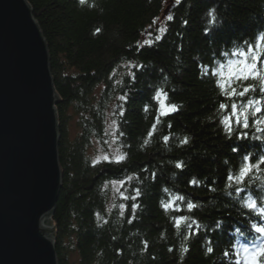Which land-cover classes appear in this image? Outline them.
<instances>
[{"label": "trees", "instance_id": "trees-1", "mask_svg": "<svg viewBox=\"0 0 264 264\" xmlns=\"http://www.w3.org/2000/svg\"><path fill=\"white\" fill-rule=\"evenodd\" d=\"M27 2L45 38L58 94V158L62 175L49 221L54 227L57 263L227 264L224 251L230 250L236 239L230 229L242 225L237 223L239 208L229 204L223 194L224 175L228 169L238 167V159L230 153L231 142L224 138L218 124L221 117L216 115L219 103L228 101L222 100L212 80L200 78L197 64L212 63L215 71L227 74L228 60L221 54L219 58L218 53L235 43L234 50L244 49L246 43L256 44L257 34L264 32V0H183L180 5L166 0ZM210 10L216 17L213 24L209 23ZM163 11L174 15L175 21L167 23L168 14ZM158 19L162 21L160 27H168L167 35L159 44L137 53L139 42L154 40L158 25L153 21ZM184 19L189 21L186 28L182 25ZM205 28L211 29L207 36L203 34ZM231 51L227 47V58L232 57ZM129 61L147 66L137 74L134 87L128 83V68L121 73L120 83L109 77L114 67ZM215 61L222 62L223 67ZM99 84L103 85L95 97L93 92ZM157 86L168 91L169 103L181 108L168 118L162 115L166 109H160L161 122L149 144L144 145L157 115V102L151 99ZM128 88L132 91L120 121L125 136L119 140L123 145L121 152L127 153L128 158L120 164L93 162L87 148L92 138L105 131L109 102L115 100V111L121 104L116 97ZM163 99L162 95L160 100ZM233 102L239 105L244 101L237 98ZM145 104L148 111L143 110ZM71 106L80 115V131L74 139H70L67 126ZM165 135L172 137L168 143L163 142ZM185 136L189 143L180 146L179 141ZM258 143L250 140L248 150L255 152ZM226 159L228 165L224 164ZM177 161L184 162L183 171L176 169ZM152 172L157 173L155 182ZM133 174L141 182L133 180L131 186L141 187L143 196L136 219L129 224L126 216L131 215L130 209L126 216H121L119 209L121 203L130 206L131 202L120 196L129 185L120 184L115 190L110 182ZM193 177L201 182L199 188L189 187L188 181ZM213 180L218 181L214 194L206 190ZM261 181L264 180L257 179V184ZM177 195L203 203L192 214L203 225L225 220L222 229L207 233L212 245L205 244L204 231L187 242L177 235L172 217L189 214L160 206L161 201L168 203ZM225 211H230L231 217ZM182 244L189 248L187 253ZM209 246L214 248L211 254L207 253ZM169 248L173 251L169 252Z\"/></svg>", "mask_w": 264, "mask_h": 264}, {"label": "water", "instance_id": "water-1", "mask_svg": "<svg viewBox=\"0 0 264 264\" xmlns=\"http://www.w3.org/2000/svg\"><path fill=\"white\" fill-rule=\"evenodd\" d=\"M58 94L27 0H0V264H58Z\"/></svg>", "mask_w": 264, "mask_h": 264}, {"label": "snow or ice", "instance_id": "snow-or-ice-1", "mask_svg": "<svg viewBox=\"0 0 264 264\" xmlns=\"http://www.w3.org/2000/svg\"><path fill=\"white\" fill-rule=\"evenodd\" d=\"M80 3L83 4L84 0H80ZM175 3L180 5L183 0H175ZM208 15L211 17L209 23L213 24L216 19L214 10H210ZM174 21V15L166 16L167 23ZM153 23L155 24L156 20ZM188 24L189 21L187 19L182 21V25L185 28ZM210 31V28H205L203 34L207 36ZM167 33L168 27H158L154 40L145 39L137 44V53L142 51L144 47H152L154 44H159ZM255 39V45L246 43L244 49L233 50L231 56L235 57V59L228 60L229 71L227 74L223 71H215L212 63L208 65L202 62L197 64L200 78L207 77L212 80L215 87L219 90L222 100L228 101V103H219L216 115L221 117L218 120V124L222 128L224 138L231 142L229 151L233 157L238 159V167L228 169L224 175L225 187L223 194L227 197L229 204L239 208L240 220L237 223L242 225V227L234 226L230 231H234L241 236L245 235V231L253 235L251 242L239 246L232 245L230 250L226 249L224 251L227 264H264V185L257 184V177L264 174V32L258 33ZM227 55V52L222 54V56ZM215 63H219L220 67H223L222 62L215 61ZM125 67L129 69L127 72L128 83L133 87L137 81V74L147 68L143 63H133L131 61L126 62ZM164 81L167 82V77H164ZM117 83L120 82L118 81ZM131 91L132 89L128 88L116 97L121 104L111 113L113 117H116L111 120L110 124L113 143L125 136V133L120 128V121L126 114V105ZM162 95L164 99L160 100ZM168 96L169 93L163 86L155 87L151 99L157 102V115L154 117L153 125L148 132V138L144 140V145L149 144L151 137L155 135L157 124L161 122L160 109H166L162 113L164 118L171 117L180 111L181 106L169 103ZM237 98L244 102L239 105L234 103L233 101ZM143 110L148 111V104L144 105ZM171 127L172 125L169 123L168 128L171 129ZM250 129L251 131H249ZM171 139L170 135H165L163 142L168 143ZM250 140L259 142L255 145L257 149L255 152L248 150V142ZM188 143V136L179 141L180 146ZM127 158V153H122L114 159L105 156L104 162L120 164L126 161ZM224 164L228 165L229 160H224ZM175 167L183 171L184 162L177 161ZM144 171H147V169H144ZM150 175L152 181L155 182L157 173L152 172ZM133 180L141 182L137 174L128 176L119 182L121 187L125 184L129 185L128 188H125L120 193V196L124 201L131 202L130 206L128 203L119 204L121 216H126L130 209L131 215L126 216L129 224L135 221L137 211L141 207L139 201L143 196L141 187L131 186ZM217 183L218 181L213 180L211 184L207 185L206 190L209 193H216L217 188L214 185ZM188 185L189 187L199 188L201 182L193 177L188 181ZM163 191L168 193L167 188H164ZM213 199H215V196H213ZM160 206L165 210L189 214L172 217V226L184 242L191 241L194 237H199L201 231H204L206 233L204 237L205 244L212 245V238L207 233L220 230L225 224V220L220 218L211 226L203 225L195 215H192L203 207V203L191 198L186 199L183 195L175 196L168 203L161 201ZM225 215L231 217L232 213L225 211ZM181 229L185 231H181ZM144 246L147 249V241H144ZM182 247L184 253L189 251L186 244H182ZM168 251L172 252L173 249L169 248ZM213 251V247H207V253L211 254Z\"/></svg>", "mask_w": 264, "mask_h": 264}, {"label": "rangeland", "instance_id": "rangeland-1", "mask_svg": "<svg viewBox=\"0 0 264 264\" xmlns=\"http://www.w3.org/2000/svg\"><path fill=\"white\" fill-rule=\"evenodd\" d=\"M172 0H166V2L170 3ZM164 10V9H163ZM162 21L160 19H158L156 21V24L158 25L157 27H160ZM126 62H122L119 65H117L116 67H114L113 70L110 71L109 73V77L112 79V77L114 78V80H116V82L119 81L121 73L124 72L126 70L127 67H125ZM70 72H75V70H70ZM103 84H99L95 90H94V96L96 97L99 94V91L101 89ZM114 102L115 100H112L111 102H109V107L106 111V126H105V131L103 133L102 136L100 137H95L92 138L91 144L88 146L87 148V153L91 159V161L93 162H98L100 160H104L105 156L111 157V158H115L116 156L122 154L121 152V144L120 141H117L116 143L112 142V136H111V128H110V124H111V120L114 119L115 117H113L111 115V113H113V106H114ZM74 108L73 106H71L68 110V112L70 113V120L68 123V134L70 139H74L75 136L79 133L80 131V127H79V118L80 115L76 112L73 111ZM120 182V181H119ZM117 181H111L110 182V187H114L115 190L118 189L120 183Z\"/></svg>", "mask_w": 264, "mask_h": 264}, {"label": "bare ground", "instance_id": "bare-ground-1", "mask_svg": "<svg viewBox=\"0 0 264 264\" xmlns=\"http://www.w3.org/2000/svg\"><path fill=\"white\" fill-rule=\"evenodd\" d=\"M236 44H234V46L233 47H237V46H235ZM227 47H229V48H231L232 47V45H229V46H227ZM227 47H225V48H222L221 49V51L222 50H227ZM57 128H58V126H57ZM59 136H60V133H59ZM57 149H58V146H57ZM60 164V163H59ZM60 168H61V166H60ZM257 179H260V180H264V174H262V175H259L258 177H257Z\"/></svg>", "mask_w": 264, "mask_h": 264}]
</instances>
